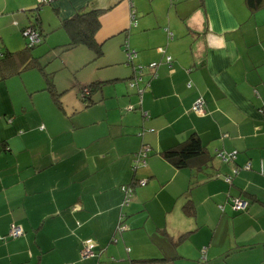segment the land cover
I'll return each mask as SVG.
<instances>
[{
    "label": "crops",
    "instance_id": "0c3cea01",
    "mask_svg": "<svg viewBox=\"0 0 264 264\" xmlns=\"http://www.w3.org/2000/svg\"><path fill=\"white\" fill-rule=\"evenodd\" d=\"M89 9L102 10L97 67L114 76L59 92L47 65L44 81L26 75L35 65L17 84V72L0 74V264H264V0H0V54L25 49L37 17L44 46L61 50L64 20ZM86 50L69 49L66 69L87 65ZM96 82L85 102L82 89ZM193 133L210 158L178 168L163 152ZM140 179L123 206L122 186ZM239 195L246 211L232 208ZM86 239L97 255L82 259Z\"/></svg>",
    "mask_w": 264,
    "mask_h": 264
},
{
    "label": "trees",
    "instance_id": "16d2710c",
    "mask_svg": "<svg viewBox=\"0 0 264 264\" xmlns=\"http://www.w3.org/2000/svg\"><path fill=\"white\" fill-rule=\"evenodd\" d=\"M247 1L253 8H256L262 3L263 0H247ZM40 7L41 6L39 5L38 8H36L34 10L37 12ZM101 13H102V10H99V9L81 10V11H77L71 17L64 20L63 26L68 31V33L70 35V41L67 44L63 45L64 48L66 50H69V49L74 48L76 46L84 45L93 52L94 60L101 57L103 55V47L100 43L97 42V40L95 38V35H96L97 31L99 30L100 25H101L100 24ZM35 16H37V15H35ZM37 24H38V17L36 18V21L33 22L32 25L26 26L23 30V32H24L25 30H27L28 28H31V27H33L34 29H37L39 32V35H40V41L37 44L29 45L28 38H27V36H25L26 40H27V46L25 49L18 51V52L5 51L4 53L0 54V74H2V76H3V77L0 76V77H2L1 79L6 78L5 71H7L8 68H9V70L7 72L20 73L24 68H26L28 66L38 65L44 71V67L41 65V63L39 62V60L37 58H35V57L29 58V56H28V52H30L33 48H35L36 46H38L42 42V39H41L42 33H41L39 27L37 26ZM18 59L20 60V62L18 61ZM17 61H18V63H17ZM46 81L48 83L46 86V89H48L52 92L55 101L58 103L60 101V99H59L60 94H58L54 90V83L52 82L50 77L47 76ZM96 84H97V82L88 86V87H85V88L89 89V94H90V95L84 94L83 97H84L85 102H88V103L92 102L91 97H92L93 91H95V89H96L95 88ZM85 88H83L82 90H84ZM163 155L167 160L172 162L178 168H184L186 166H189L196 159H201L203 161V164H207V162L210 158V156L207 155L205 146H204L201 138L196 133L191 134V136L184 143L165 150L163 152ZM233 160H235V159H233ZM246 166L247 165H245L244 167L235 168L237 170L236 173L242 168L248 169V168H246ZM231 177H232L231 182H227L229 185L233 184V176L231 175ZM141 180H143V179L138 180L136 183L133 182L130 184H125V186H127L128 188L130 187L132 189V194H134L135 186H136V184L140 185ZM145 180L147 183V179H145ZM141 185H144V184H141ZM124 197H125V193H124ZM237 197H240L242 199L247 200L248 206L245 210H235V209H233V210L237 211V212L246 211L249 207L250 200L247 199L246 197L241 196V195L235 196V197H233V199L237 198ZM233 199L231 200V205H233ZM222 207L224 208V206H222ZM184 210L189 215L194 214L195 207H194V204L191 200H189L185 203ZM123 216H125V215H123ZM123 219H124V217L122 218L121 222H123ZM82 249H83V247H82ZM203 250H205V249H203ZM96 255H97V253H96Z\"/></svg>",
    "mask_w": 264,
    "mask_h": 264
},
{
    "label": "rangeland",
    "instance_id": "374dc122",
    "mask_svg": "<svg viewBox=\"0 0 264 264\" xmlns=\"http://www.w3.org/2000/svg\"><path fill=\"white\" fill-rule=\"evenodd\" d=\"M44 43L45 41L33 48L32 50L34 51L35 55L42 56L41 64L42 66L47 65L46 71L49 73H53V80L59 92H63L65 88L69 89L70 87L79 90V84L84 85L85 83H88L89 81L93 80V78L97 74H101V76H108V78H111V76H114L115 74L114 71L110 69H99L96 64L97 60H94V54L92 53V51L89 50H86L89 52L88 56L90 60L87 65H84L78 70L66 69L69 65H64V60H66V57L63 55H65V53H67L69 50L66 51L65 48H62L61 50H57L59 48H56V50L51 49V47L49 46H44ZM22 71L21 73H18L17 76L11 78V83L15 82L17 84L18 81H22L24 76L21 75ZM42 71L43 70L38 65H36V68L27 70L26 75L30 74L33 79H40L39 81H44Z\"/></svg>",
    "mask_w": 264,
    "mask_h": 264
},
{
    "label": "built area",
    "instance_id": "2783aa9c",
    "mask_svg": "<svg viewBox=\"0 0 264 264\" xmlns=\"http://www.w3.org/2000/svg\"><path fill=\"white\" fill-rule=\"evenodd\" d=\"M46 0H38L39 4L45 3ZM131 1V0H130ZM169 36L172 37V33L170 31H168ZM25 36H27L28 38V43L29 45H35L40 41V35L37 29H34L33 27L28 28L27 30L24 31ZM135 50H130L127 51V59L129 63H133L134 61V57H135ZM167 62L171 64V57H167ZM151 69H155L158 66V62H152L150 65ZM142 66L137 67L136 70V74L134 77H132L131 79V85L132 86H137L139 87V83L142 81ZM189 86H191V84H189ZM83 94H89V89L85 88L83 91ZM193 110L197 113V114H202L205 111V101L202 97L198 98L196 100V102L194 103L193 106ZM147 151L148 149H143L142 151H140L136 156H135V164H140V163H144L145 162V158L147 156ZM218 156L221 157L224 161H229V160H233L236 158V152L233 153H226L224 151H220L218 153ZM246 168H250V164H247ZM236 169H234V172L236 173ZM225 180L226 182H231L232 177L231 175H226L225 176ZM141 184H145L146 180L143 179L140 181ZM122 190L125 193V197L123 200V206L128 205L131 198H132V189L127 186H122ZM248 206V201L245 199H242L240 197L234 198L233 199V209L235 210H245ZM222 207V206H221ZM223 208V207H222ZM124 214H121V220L124 217ZM120 229H127L128 226L123 223L120 222L119 225ZM24 230L22 227L20 226H12L11 230H10V235L14 238L19 237L21 235H23ZM83 249L81 250V258L82 259H86L88 257H92L94 255H96L95 252V243L93 241V239H86L83 243ZM203 252L205 253V250H203Z\"/></svg>",
    "mask_w": 264,
    "mask_h": 264
}]
</instances>
